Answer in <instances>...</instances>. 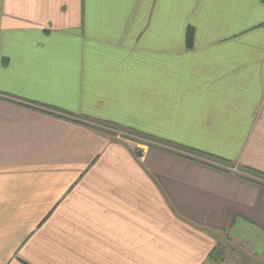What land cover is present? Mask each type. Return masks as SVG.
<instances>
[{
	"label": "crops",
	"instance_id": "obj_1",
	"mask_svg": "<svg viewBox=\"0 0 264 264\" xmlns=\"http://www.w3.org/2000/svg\"><path fill=\"white\" fill-rule=\"evenodd\" d=\"M214 234L264 264V2L0 0V264H205Z\"/></svg>",
	"mask_w": 264,
	"mask_h": 264
},
{
	"label": "rangeland",
	"instance_id": "obj_2",
	"mask_svg": "<svg viewBox=\"0 0 264 264\" xmlns=\"http://www.w3.org/2000/svg\"><path fill=\"white\" fill-rule=\"evenodd\" d=\"M105 128L108 129V132H110L116 140L125 141L126 144L129 143L128 145H130V143L155 145L149 142L152 140L147 136L145 137L142 135L128 133L127 131L117 130L109 126ZM192 159H195V157ZM214 235L216 247L211 251L207 260H205V264H258L249 257H245L244 253L247 252L245 251V247H241L240 245L237 246V244L231 243V241L227 240L224 235ZM208 236L211 237V235Z\"/></svg>",
	"mask_w": 264,
	"mask_h": 264
},
{
	"label": "trees",
	"instance_id": "obj_3",
	"mask_svg": "<svg viewBox=\"0 0 264 264\" xmlns=\"http://www.w3.org/2000/svg\"><path fill=\"white\" fill-rule=\"evenodd\" d=\"M264 2V0H262ZM193 29L191 27L187 28L186 30V42L188 46H191L192 41H193ZM215 158L214 156H212ZM189 159H192L191 157H188Z\"/></svg>",
	"mask_w": 264,
	"mask_h": 264
},
{
	"label": "water",
	"instance_id": "obj_4",
	"mask_svg": "<svg viewBox=\"0 0 264 264\" xmlns=\"http://www.w3.org/2000/svg\"><path fill=\"white\" fill-rule=\"evenodd\" d=\"M138 155H140V153H138Z\"/></svg>",
	"mask_w": 264,
	"mask_h": 264
}]
</instances>
